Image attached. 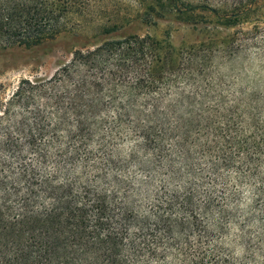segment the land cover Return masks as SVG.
<instances>
[{"label": "trees", "instance_id": "1", "mask_svg": "<svg viewBox=\"0 0 264 264\" xmlns=\"http://www.w3.org/2000/svg\"><path fill=\"white\" fill-rule=\"evenodd\" d=\"M61 12L0 0V47L54 38ZM156 44L78 50L51 79L22 80L0 100V264H264V115L197 137L181 112L190 98H170L142 65ZM133 165L147 187L160 180L151 198L122 178Z\"/></svg>", "mask_w": 264, "mask_h": 264}, {"label": "rangeland", "instance_id": "2", "mask_svg": "<svg viewBox=\"0 0 264 264\" xmlns=\"http://www.w3.org/2000/svg\"><path fill=\"white\" fill-rule=\"evenodd\" d=\"M48 2L62 11L54 38L32 48L0 47V100L22 80L51 79L78 50L150 37L157 44L142 65L154 68L170 98L193 102L181 112L196 118L194 135L241 132L263 117L264 0ZM107 57L114 63L120 55Z\"/></svg>", "mask_w": 264, "mask_h": 264}, {"label": "clouds", "instance_id": "3", "mask_svg": "<svg viewBox=\"0 0 264 264\" xmlns=\"http://www.w3.org/2000/svg\"><path fill=\"white\" fill-rule=\"evenodd\" d=\"M63 135V134H62ZM142 139V138H141ZM138 143V141L136 140H129L127 141L126 143H124L123 145H121V147L123 149H125V155H127L128 151H131L132 147ZM63 147V146H61ZM91 148L95 149L97 147V145L95 143H93L92 145H90ZM140 155H143L142 153ZM151 158V153H149V156L147 157H144V160H149ZM49 174H51L52 172L55 171L54 167H49ZM81 169L80 168H77L76 169V174L78 175L80 173ZM223 171V169L221 170ZM135 176V179L132 181L134 186L136 188H139L140 189V197L141 199H143L144 197V194L145 192H147L149 194V197L151 198V193L154 191V190H158L159 189V184H160V180L157 179L156 181H154V185L152 188H149L147 187L145 184L141 183L142 181H147L149 179V177L147 175H145L143 172H140V171H137L136 169V165H133L131 169H129V172L126 176L122 175V178L123 179H131L132 176ZM231 176L235 177L236 173L235 172H232L230 173ZM161 179H164L165 181H167V177H162ZM62 182V180L60 181ZM183 182H181L182 184ZM232 183H235V180L233 179L232 180ZM173 185L172 184H169L168 187L171 188ZM207 187V185H206ZM217 187H220L219 185H217ZM239 187V186H238ZM182 190V188L180 189ZM242 191L244 192V198H245V201L246 203L245 204H241V207H245L246 204H250L252 201L251 199H249V196H250V190L248 188V186H245L244 189H242ZM230 227L232 228V231L233 232H237L238 229L236 228L235 225H230ZM231 239V237H224V240L223 241H220V243H224L225 241H229ZM215 243V242H214ZM227 247H231V245L229 244H226ZM158 251H162V249H158ZM243 254V250L240 249V248H237L234 252V255L235 256H241ZM173 259V257L171 255H168L166 260L168 262H171ZM264 259V258H262ZM152 264H157L156 261H153ZM161 264H164V262H161Z\"/></svg>", "mask_w": 264, "mask_h": 264}]
</instances>
